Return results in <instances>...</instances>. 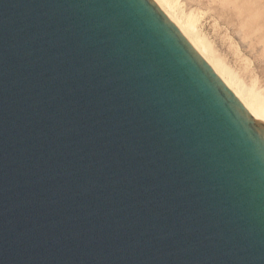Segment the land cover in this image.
<instances>
[{
	"label": "water",
	"instance_id": "water-1",
	"mask_svg": "<svg viewBox=\"0 0 264 264\" xmlns=\"http://www.w3.org/2000/svg\"><path fill=\"white\" fill-rule=\"evenodd\" d=\"M0 264H264V129L150 0H0Z\"/></svg>",
	"mask_w": 264,
	"mask_h": 264
},
{
	"label": "rangeland",
	"instance_id": "rangeland-1",
	"mask_svg": "<svg viewBox=\"0 0 264 264\" xmlns=\"http://www.w3.org/2000/svg\"><path fill=\"white\" fill-rule=\"evenodd\" d=\"M172 1L194 19L219 62L264 100V0Z\"/></svg>",
	"mask_w": 264,
	"mask_h": 264
},
{
	"label": "bare ground",
	"instance_id": "bare-ground-1",
	"mask_svg": "<svg viewBox=\"0 0 264 264\" xmlns=\"http://www.w3.org/2000/svg\"><path fill=\"white\" fill-rule=\"evenodd\" d=\"M161 15L170 23L177 33L189 45L192 51L203 60L221 81V83L237 99L240 105L252 113L255 121L264 129V100L252 91L243 87L237 78L212 54L205 38L197 32L196 22L191 17L181 14L172 0H150ZM196 20V19H195Z\"/></svg>",
	"mask_w": 264,
	"mask_h": 264
}]
</instances>
